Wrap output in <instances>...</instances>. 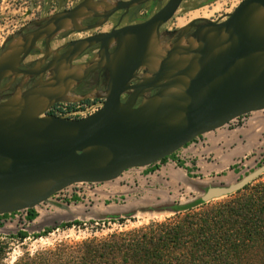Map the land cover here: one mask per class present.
I'll return each mask as SVG.
<instances>
[{
  "label": "water",
  "instance_id": "95a60500",
  "mask_svg": "<svg viewBox=\"0 0 264 264\" xmlns=\"http://www.w3.org/2000/svg\"><path fill=\"white\" fill-rule=\"evenodd\" d=\"M147 1L81 0L36 20V28L0 54V79L14 73L38 41L62 30L101 27L115 12ZM182 1L167 0L144 22L75 41L100 43L98 57L80 65V74L100 67L108 72L103 104L92 114L41 116L47 92L34 88L0 103V215L35 208L76 183L113 181L264 110V0H241L221 21H191L161 46L159 29ZM91 17L98 20L80 26ZM263 171L261 166L235 184L210 188L201 200L233 193Z\"/></svg>",
  "mask_w": 264,
  "mask_h": 264
},
{
  "label": "rangeland",
  "instance_id": "374dc122",
  "mask_svg": "<svg viewBox=\"0 0 264 264\" xmlns=\"http://www.w3.org/2000/svg\"><path fill=\"white\" fill-rule=\"evenodd\" d=\"M80 1L0 0V48L7 37L34 17L50 15ZM240 1L183 0L165 26L179 30L200 16L216 19L225 11L231 12ZM130 15H127L128 18ZM109 26L110 23L104 29ZM263 117L264 110L248 113L197 137L193 140L194 143L190 142L164 162L128 169L113 181L91 187L70 186L33 208L37 217L32 221L27 220L26 210L1 217V239L14 235L19 230L28 234L21 242L17 238L9 239L10 249L4 263L15 264L25 254L32 255L43 249L59 247L63 243H75L92 237L101 238L112 232L145 225L150 221H162L173 215L171 210L176 206L184 207L195 200H201L210 188L239 182L264 166V128L261 135L252 141L246 137L248 143L244 145H240L237 138L238 135L243 138V133L239 132L249 119ZM217 137L226 138L228 143H211L208 140L212 138L214 141ZM206 143L211 146L212 151H217L210 152L204 147ZM197 161H206L215 167L210 168L207 174H200L201 177H197L199 173L194 172L186 175L182 169L194 170ZM216 177L223 180V183H218ZM254 179L264 181V171ZM69 194L72 196L69 197ZM227 195L212 200H219ZM69 222L78 223L64 227ZM46 229L51 231L41 237H33Z\"/></svg>",
  "mask_w": 264,
  "mask_h": 264
},
{
  "label": "trees",
  "instance_id": "16d2710c",
  "mask_svg": "<svg viewBox=\"0 0 264 264\" xmlns=\"http://www.w3.org/2000/svg\"><path fill=\"white\" fill-rule=\"evenodd\" d=\"M171 211L162 221L25 254L15 264H264V181L254 179L225 198L195 200ZM26 213L29 221L37 217L33 208ZM27 237L24 230L0 235V264L9 239Z\"/></svg>",
  "mask_w": 264,
  "mask_h": 264
},
{
  "label": "flooded vegetation",
  "instance_id": "af4514ba",
  "mask_svg": "<svg viewBox=\"0 0 264 264\" xmlns=\"http://www.w3.org/2000/svg\"><path fill=\"white\" fill-rule=\"evenodd\" d=\"M166 1L149 0L143 4L131 7L127 11L119 10L115 12L101 27L87 31L62 30L47 42L45 40L38 41L34 48L21 60L17 70L0 79V103L6 101L17 92H24L31 88L47 92L44 103L39 108L46 106L52 108L62 101L74 103L79 100L86 101L90 98H102L107 88L108 72L101 67L82 74L79 72L80 65L98 57L100 43L86 45L77 44L75 41L97 33L110 32L114 28L118 29L126 25L144 22L161 8ZM228 13V11H225L216 19L200 16L195 18L194 24H204L208 20L221 21L226 18ZM129 14H131L130 18L127 16ZM47 15L34 17L21 25L12 35L7 37L0 48V53L15 37L36 28L39 22L35 21L43 19ZM97 20L98 18L96 17L82 19L80 26L92 25ZM169 21L170 19L162 24L159 29V42L164 45L175 40L179 34V30H172L165 26ZM108 23H110L109 28L104 29V26ZM193 29L194 27L186 35L192 32ZM114 48L115 43H110L108 52L112 53ZM124 97L125 95H122V100Z\"/></svg>",
  "mask_w": 264,
  "mask_h": 264
},
{
  "label": "built area",
  "instance_id": "2783aa9c",
  "mask_svg": "<svg viewBox=\"0 0 264 264\" xmlns=\"http://www.w3.org/2000/svg\"><path fill=\"white\" fill-rule=\"evenodd\" d=\"M103 101H104V97L99 98V99L90 98L86 101H78L74 103H68V102L62 101V102H59L56 106L52 108H48L42 114V116L51 114V115L63 117V118H83V117H86L92 114L96 110H98L102 106ZM97 184L99 183H76L71 186L86 185V186L91 187V186H96ZM65 190L66 188L61 190L60 192H64ZM60 192H58L57 194H59ZM78 193L79 192H77V194ZM68 196L71 197L72 194H69ZM63 197H65V194H63Z\"/></svg>",
  "mask_w": 264,
  "mask_h": 264
},
{
  "label": "crops",
  "instance_id": "0c3cea01",
  "mask_svg": "<svg viewBox=\"0 0 264 264\" xmlns=\"http://www.w3.org/2000/svg\"><path fill=\"white\" fill-rule=\"evenodd\" d=\"M262 128H264V117L261 119V118H251L249 119L245 126H243L240 130L239 133H243V138L240 137L238 135V139H239V142H240V145H244L246 143H248L247 139L252 141L254 138H257L259 135H261L262 133ZM250 136V137H248ZM247 137V139H246ZM197 139V138H195ZM209 142H215V143H228V141L226 140V138H222V137H217L214 139V141L212 140V138H208ZM191 143H194L193 141ZM203 147V145H202ZM204 147L208 148L210 152H213V151H217V150H214L213 151L211 150V146L210 145H207V143L204 145ZM216 148H218V146H215ZM214 147V148H215ZM219 149V148H218ZM221 149H223V146H221ZM237 154H239V152H237ZM217 155V154H216ZM244 155V154H243ZM159 163V162H157ZM156 163V164H157ZM153 165V164H152ZM217 165V164H215ZM213 164L211 163H207L206 161H203V162H199L197 161L196 164L194 165V170H188V168H184L182 169L183 171H185L186 175L191 172H194V173H199L197 174V177H201L202 175L200 174H207L208 170L213 169ZM218 180V183H223V180H220L218 177H216ZM221 186V184H220Z\"/></svg>",
  "mask_w": 264,
  "mask_h": 264
},
{
  "label": "bare ground",
  "instance_id": "6f19581e",
  "mask_svg": "<svg viewBox=\"0 0 264 264\" xmlns=\"http://www.w3.org/2000/svg\"><path fill=\"white\" fill-rule=\"evenodd\" d=\"M86 66H88V65H86Z\"/></svg>",
  "mask_w": 264,
  "mask_h": 264
}]
</instances>
